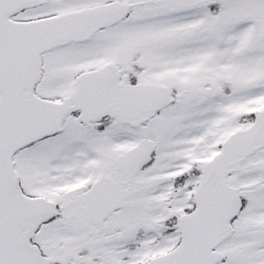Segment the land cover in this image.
I'll use <instances>...</instances> for the list:
<instances>
[{
    "label": "snow or ice",
    "instance_id": "snow-or-ice-1",
    "mask_svg": "<svg viewBox=\"0 0 264 264\" xmlns=\"http://www.w3.org/2000/svg\"><path fill=\"white\" fill-rule=\"evenodd\" d=\"M0 264H264V0H0Z\"/></svg>",
    "mask_w": 264,
    "mask_h": 264
}]
</instances>
